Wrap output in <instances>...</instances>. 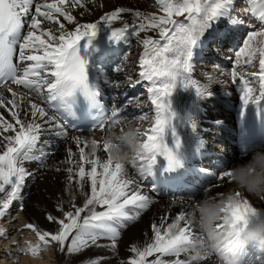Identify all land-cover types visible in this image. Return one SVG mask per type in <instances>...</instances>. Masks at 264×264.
I'll return each instance as SVG.
<instances>
[{
    "label": "snow or ice",
    "instance_id": "6c2138e0",
    "mask_svg": "<svg viewBox=\"0 0 264 264\" xmlns=\"http://www.w3.org/2000/svg\"><path fill=\"white\" fill-rule=\"evenodd\" d=\"M88 2L0 0V113L7 114V118L5 114H0V218L5 217L14 202L19 201L20 210H24L22 189L32 175L26 163L43 162L48 155L38 147L46 128H65V123L59 122L61 112L72 108L77 93L96 102L97 91L89 81L86 60L80 55V42L87 38L84 45L87 48L101 23L109 27L111 39L135 36L143 46L138 59L139 78L134 83L131 78L128 79L132 86L139 85L141 81L147 82V99L154 113L149 127L137 126L143 151L138 152L131 162L143 180L153 173L158 157L166 160L167 169L180 165L177 150L181 146V139L175 125L177 113L172 110L168 99L174 88L179 85L184 89H193L197 97L204 98L212 94L210 88L213 83L227 85L226 81L213 80L211 76L208 77L209 83L202 84L192 78V73L196 50L206 31L222 17L231 23L236 22L231 15L234 0H158L160 15L117 7L95 22L76 23L75 29L68 31L58 16L73 24L76 17L71 9H83ZM247 4L252 15L264 25V0H247ZM125 13L133 15L137 22L123 21L122 27H113V22L122 20ZM179 17L182 19H177ZM45 22L49 25L54 22L59 27H45ZM149 32H156L158 38ZM257 55L258 70L251 73L239 70L252 66ZM235 58L230 77L232 83L240 85L242 115L247 105L253 104L259 108L264 102V27L247 33L242 46L235 52ZM122 70L119 66L115 69L116 72ZM246 75L258 81V95L251 81L245 78ZM108 83L112 87H119V84ZM20 87L35 94L42 103L34 102L20 92ZM139 99L127 98V104L110 111L98 105V119L89 130L103 132L122 125L125 120H148L147 112L141 115L133 113L130 119L123 115L134 100L139 105ZM50 111L55 114L49 115ZM185 120L196 131V120L191 115L186 116ZM62 134L67 136L66 131ZM72 139L77 146L79 160L77 162L71 148L67 149V163L70 165L66 170L67 180L69 185L75 184L84 196L82 205L78 206L76 197L72 196L67 210L63 202L57 203L55 210L62 213L61 216L46 213L47 222L57 225L55 230H45L35 222L23 227L34 232L38 242L58 245V251L66 255L81 253L92 246L115 250L121 231L129 221L140 218L141 212L152 203L151 198L139 187V181L127 177L125 164L113 161L109 144L103 137L90 141L81 136ZM90 144L95 147H90ZM89 148L90 151H86ZM100 151L107 154L106 159L100 158ZM145 165L147 171L144 170ZM215 179L221 184L232 182L231 167L219 171ZM221 195L224 194L218 193L215 198ZM259 198L264 201V194ZM198 202H182L175 218L166 226V216L161 217L159 224L153 222L151 242L145 240L143 246L131 245L132 255L125 264H194L208 260L212 254L206 251L199 255L196 253V242L203 241L204 236L190 218V212L195 214ZM225 210L235 222L241 224H246L249 217L264 213V209L255 206L239 190L226 195ZM221 227L222 223H218L217 228ZM3 233L4 230L0 228V235ZM102 240L109 242L101 243ZM28 251L36 254L39 247ZM182 255L187 258H181ZM153 256L154 259H149ZM104 260L105 256H99L91 259L89 264H102Z\"/></svg>",
    "mask_w": 264,
    "mask_h": 264
},
{
    "label": "bare ground",
    "instance_id": "6f19581e",
    "mask_svg": "<svg viewBox=\"0 0 264 264\" xmlns=\"http://www.w3.org/2000/svg\"><path fill=\"white\" fill-rule=\"evenodd\" d=\"M117 7L139 9L142 12L156 13L157 15L162 14L158 6V0H89L85 8L76 7L71 9L72 14L76 17L75 23L68 24L67 21L63 20V17L59 16L58 19L65 24L68 31H72L75 29L76 23L95 22L104 13ZM231 15L233 20L236 21L235 23H231L227 18L222 17L201 38L202 42L196 50L192 73V78L202 84L209 83L208 77L211 76L213 80L226 81L227 85L213 83L210 88L212 94L204 98L197 97L193 89H184L177 85L168 98L172 110L177 113L175 125L177 135L181 139L178 152L180 161L179 177L184 180H191L192 174L200 176L205 172H209L213 179L204 184L196 185V189L193 191L171 193L161 189L158 195H155L151 189L152 185L147 181L155 173L156 168L160 166L163 157L157 158L153 173L146 176L145 180L140 177L131 162H127L125 163L127 177L140 182L139 187L144 190L146 195L150 196L152 203L148 209L141 212L138 220L129 221L127 227L121 231L117 249L110 250L92 246L81 253L66 255L58 251V245H52L50 253L45 255L42 260L32 261L27 258L23 249L26 243H35L37 237L34 232L25 229L23 226L29 222H35L45 230H55L57 225L47 222L46 213L52 212L54 215L61 216L62 213L55 210L58 202H63L67 210L72 196L76 197L78 206L82 205L84 200V196L79 192L76 185H69L67 180L68 173L66 170L70 166L67 163V149L71 148L76 154L77 162L79 160L78 149L72 138L81 136L90 141L92 138L99 140L104 135V131L71 132L66 128L57 129L48 126L38 145L40 151L48 155L43 162L32 161L26 163V167L32 175L27 179L22 189L24 210H20L19 201L14 202L5 217L0 218V228L4 230L3 235H0V264H89L91 259L99 256L106 257L102 264H125L128 257L132 255L130 253L131 245L143 246L145 240L151 242L153 235L151 224L153 222L159 224L161 217L166 216L168 218L165 223L166 226L175 218L182 202L200 201L206 195L216 197L220 193L224 195L218 198H225L227 194L239 190L255 206L264 209V201L260 200L259 196L242 191L233 182L221 184L215 179L219 171L225 170L226 167H232L237 163H243L249 154L238 153L233 146L229 145L231 137L226 129L237 123L242 110L240 85L231 82L230 72L236 63L235 52L242 46L244 39L247 38V33L253 30L259 31L260 28L264 27L249 11L247 0H234ZM244 17L249 20L244 22L242 20ZM123 21L137 22L133 15L125 13L122 20L113 22V27H122ZM49 26L59 27L54 22L51 25L45 22V27ZM102 33H106V38L90 61L89 72L99 83L100 89L109 94L110 104L113 108L121 107L127 104V98H135L134 95H139V105L134 100L132 104L128 105L124 116L130 119L133 113L141 115L143 112H147L149 113L148 120H131V122L134 126L149 127L154 113L150 101L147 99V82L141 81L139 85L135 86L128 82L129 78L132 79L133 83L139 78L138 59L143 51V46L135 36H126L119 40L111 39L110 29L103 23L98 26L96 35ZM148 34L158 38L156 32H149ZM141 38H143V34ZM132 49L136 51L135 55L131 54ZM258 60L259 56L257 55L252 66L241 67L239 70L243 73L258 70ZM117 66L123 70L116 72ZM245 78L251 81L252 86L257 89L256 94L258 95V81L250 75H246ZM108 81L119 84V87L110 86ZM19 91L24 92L34 102L42 103L35 94L28 93L22 87L19 88ZM8 95L10 96V94ZM251 105L244 107L243 112ZM232 109H235L236 112L233 113ZM0 114H5L7 118L6 112ZM49 115H53L51 111ZM188 115L196 120V131H193L190 125L187 124L185 117ZM128 122V120H125L123 124ZM121 126H115V131L118 132ZM65 131L67 136L62 134ZM261 148H264V146ZM86 151H90V148ZM36 154L38 155L39 152ZM98 155L101 159L107 158V154L103 151H100ZM218 161H222L223 166L220 170H215L214 166ZM86 168H90V166H86ZM214 184L217 186L213 187ZM204 189L210 190L204 191ZM17 215L22 219V223L16 224L14 222ZM21 229L23 230L21 231ZM146 233L147 237L145 236ZM25 234L32 236L33 240L20 241L21 236L27 237ZM108 242L106 240L101 241V243ZM240 251L244 256V264H264V252L258 251L254 246H249ZM154 258L155 256L149 259ZM175 258L169 257L168 259ZM181 258L187 257L182 255ZM194 264H221V262L213 254L208 260L194 262Z\"/></svg>",
    "mask_w": 264,
    "mask_h": 264
},
{
    "label": "clouds",
    "instance_id": "9594fccd",
    "mask_svg": "<svg viewBox=\"0 0 264 264\" xmlns=\"http://www.w3.org/2000/svg\"><path fill=\"white\" fill-rule=\"evenodd\" d=\"M103 140L109 144V151L114 162L125 164L135 160L136 154L143 151L142 139L137 126L132 122L122 124L120 130L115 127L104 130ZM95 147L94 145H89ZM144 170L147 171L145 165ZM231 181L242 191L259 196L264 194V148L254 147L243 163L231 167ZM194 215L190 218L203 234V241L196 242L197 255L208 252L219 258L221 264H237V253L249 246L264 252V213L249 217L246 224L235 222L225 210V198L205 196L201 199ZM222 223L221 228L217 224ZM39 247L36 254L28 249ZM51 244L42 242L26 243L23 251L32 261L42 260L50 253Z\"/></svg>",
    "mask_w": 264,
    "mask_h": 264
},
{
    "label": "rangeland",
    "instance_id": "374dc122",
    "mask_svg": "<svg viewBox=\"0 0 264 264\" xmlns=\"http://www.w3.org/2000/svg\"><path fill=\"white\" fill-rule=\"evenodd\" d=\"M237 15H238V14H237ZM179 18H182V17H179ZM242 20H244V22H247L249 19L244 17ZM225 41L227 42V40H225ZM135 53H136V51L132 49L131 54H132V55H135ZM138 92L140 93L141 91H138ZM134 96L139 97V95H134ZM17 212H18V211H17ZM14 222H15L16 224H18V223H22V219L19 217V215H17V217H16V219H15ZM25 236H27V235L25 234ZM28 239L33 240V237L30 236V235H28L27 237H23V236L20 237V241H26V240H28Z\"/></svg>",
    "mask_w": 264,
    "mask_h": 264
}]
</instances>
